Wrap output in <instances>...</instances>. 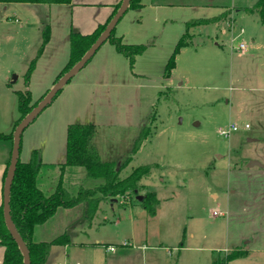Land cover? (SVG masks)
<instances>
[{
	"label": "rangeland",
	"instance_id": "374dc122",
	"mask_svg": "<svg viewBox=\"0 0 264 264\" xmlns=\"http://www.w3.org/2000/svg\"><path fill=\"white\" fill-rule=\"evenodd\" d=\"M142 1L122 16L115 36L122 34L126 43L155 38L154 45L137 56L131 69L129 58L105 41L58 93L83 86L77 115L55 114L48 105L25 128L21 159L27 160L30 146L41 151V158L46 146L59 148L68 120L96 123L101 148L122 177L141 164H152L139 195L156 190L161 203L160 215L152 220L136 194L127 202L102 203L90 224L96 228L95 237L114 235L119 244L111 245L114 248L124 246L121 242L135 246L162 242L156 249H142L139 264H212L215 259L221 264L226 253L244 248L249 256L230 264H264V177L249 176L245 167L258 151L264 152V25L243 10L257 0ZM226 8L230 10L222 20L187 29L188 19L217 15ZM21 9L8 10L10 17L4 18L0 12V128L6 132L13 116L20 114L16 91L30 90L39 98L44 87L51 86L52 60L60 58L54 51L61 43L55 41L44 58L45 69L40 66L33 83L25 81L24 70L36 56L49 18L42 16L45 21L40 23ZM241 28L244 32L238 36ZM186 32L189 44L180 49L176 67L165 77L166 64ZM242 38L248 51L235 48ZM9 67L14 69L7 73ZM92 67H104L106 73L90 75ZM231 122L239 128L225 138L218 130ZM142 130L148 137L132 154ZM98 182L90 179L86 185ZM238 183L244 189L233 195L230 186ZM44 192L50 194V188L44 187ZM247 196L249 210L231 212L233 201ZM134 219L137 237L131 239ZM91 242L101 249L96 264H105L103 245ZM62 253L55 251L46 264H62Z\"/></svg>",
	"mask_w": 264,
	"mask_h": 264
},
{
	"label": "trees",
	"instance_id": "16d2710c",
	"mask_svg": "<svg viewBox=\"0 0 264 264\" xmlns=\"http://www.w3.org/2000/svg\"><path fill=\"white\" fill-rule=\"evenodd\" d=\"M0 2L54 4L71 3L72 0H0ZM141 2L142 0H131L129 9L140 7ZM120 4L121 2L116 6L113 15ZM227 10L229 11L230 9L226 8L213 16L190 18L186 21V27L188 29L195 24H209L220 21L228 13ZM243 10L248 14L256 15L258 20L264 25V0H257L252 6H245ZM111 18L105 24L98 26L94 31L87 34L80 33L74 29L71 30L70 58L57 79L84 55L106 28ZM116 27L108 40L119 52L124 53L129 58L130 67L133 69L137 56L142 54L149 46L154 45L155 38L144 43H126L121 36H115ZM42 35V42L37 56L31 61L25 74L27 80L30 78L38 57L42 54L50 39L49 24L44 26ZM186 36L187 32L177 42L166 64L165 77L171 76L173 69L176 67V58L180 49L189 44ZM16 93L18 95L20 116L10 133L0 132V140L8 139L13 142V133L17 124L46 94L38 100H33L30 90H19ZM97 134L98 125L96 123L72 122L68 124L66 156L65 160L60 163V178L54 191L48 195L38 185V175L42 166L41 151L37 148L33 149L31 157L27 161H22L19 158L11 187L10 208L14 225L30 250L31 264H46L54 245H65L70 242L68 233H63L48 241L33 240L35 227L45 223L60 207L72 208L84 204L86 206L84 217L87 223H91L99 210H102V203L109 202L113 197H118L119 201L122 199L123 202H127L131 199L132 194L139 195L140 189L145 186V184H142V180L150 177L152 174L153 166L151 163H147L133 168L130 173L122 177L121 169L117 168L114 160L102 158L96 143ZM148 134L143 130L139 133L135 140L132 154L140 148L143 141L148 137ZM9 163L10 161L4 173V180ZM67 166H81L85 169L86 179H93L99 182L94 186H87L84 182L78 183L77 186H66L63 181V170ZM142 205L150 216H154L160 205L157 192L149 190L143 196ZM0 243L5 247L3 264H24L23 254L5 223L3 203L0 205ZM247 255L248 251L246 249H235L226 253L220 263L227 264L234 259L246 257ZM212 264H217V260H213Z\"/></svg>",
	"mask_w": 264,
	"mask_h": 264
},
{
	"label": "crops",
	"instance_id": "0c3cea01",
	"mask_svg": "<svg viewBox=\"0 0 264 264\" xmlns=\"http://www.w3.org/2000/svg\"><path fill=\"white\" fill-rule=\"evenodd\" d=\"M120 2H122V0H72L71 3H54V4L0 2V12H2L1 14L3 18L10 17V15L7 16L9 12L8 10H19L20 8H23L21 9L22 10L21 13H26L27 11V13H29L31 16L33 15L36 16L34 21L42 23L45 21V20L42 21V16L43 18H49L47 24H49L50 26V39L46 44L42 54L38 57L34 69L28 80L25 74L34 57L30 58L28 65L26 64L27 68L24 70L25 81L27 83H33V78L35 76V73L40 68V66L42 65V68L45 69L47 63L44 61L45 60L44 58L56 41L61 44H58L59 46L54 51V53H56V56L60 55V58H56L55 60H52V64H54V67L52 68L53 76L49 80L50 85L52 86L70 58L71 30L74 29L83 34H87L94 31L98 26L108 22V20L112 17L116 6ZM43 6H47V7H43ZM46 11L49 13H44ZM40 12H42L43 14H41ZM2 21L3 19H1V22ZM119 36H122V34H120ZM123 37L124 36H122V38ZM38 49L36 52V56L38 53ZM13 69L14 68L9 67L6 72L9 73ZM105 71L106 69L104 67L103 68L92 67L88 71V73L90 75H94V74L101 75L106 73ZM101 79H103V77L100 78V80ZM76 86L78 85L76 84L75 87H71V89H69V91L66 93L62 91L48 108H52L53 106V112L55 114H60L61 112L62 114L76 113L77 115L76 112V110H78L77 100H79V96L82 93L81 91L83 90L81 88L83 86L80 87L79 89H77ZM84 86L87 85L85 84ZM50 87L49 86L44 87L45 89L44 94L50 89ZM44 94H42L37 99L33 98V100L40 99ZM19 116L18 117L13 116V119L11 120L12 121L11 130L6 132V130L0 128V132L10 133L14 129L15 122L19 118ZM68 124H70L69 120L66 122L64 126L65 137L62 145H60L59 148L56 147L54 149L47 148L46 146L42 151V166L40 168V172L38 175V185L43 191H44V187L47 186L48 188H50V191L53 192L58 184L61 174L60 163L65 160V156H66ZM98 135L99 132L96 136V143L102 158L105 160H112L105 152L104 148L103 149L101 148L102 146L100 145V142L98 140ZM12 146H13L12 141L8 139L0 140V205L3 203L4 173L7 168L8 162L10 161L11 158ZM35 148L36 147L33 146H30V148H28V151L26 153V156L28 157L27 160L30 159L31 153ZM21 153H22V148L20 151V158H21ZM261 155L264 156V152L258 151V155L252 156L251 159H249V161L252 160L256 161L252 164H250L249 162L248 165L245 166L246 170L249 172V176L253 177L254 175L256 176L258 175L264 177V158L261 159L260 158ZM27 160H22V161H27ZM63 181L66 186H77L78 183L81 182L86 183L88 179H86L85 169L83 167L67 166L63 170ZM243 189L244 187L240 183H238L237 185L234 184L233 186H230V191L233 195L235 194L238 195ZM156 192L161 203V198L159 196L160 194L158 193V191ZM212 195L215 198L218 196V194L215 192H213ZM246 198L247 199L244 200L245 199L244 198L242 202H239V200L233 201L234 202V203L232 202L233 205H235V203H240V204L238 206L232 205L231 212H232V208L233 211H235L236 209L248 211L250 208L249 201L251 198L249 196H247ZM85 211H86V206L84 204L72 208L60 207L50 219H48L45 223L37 225L35 227L33 233L34 241H48L54 239L55 237L63 233L69 234L70 242L65 245L63 244L54 245L48 260L51 258V256H53L55 251L57 252L58 250V252H60L62 250L63 253L60 255V260L62 261V264H86V262L96 264L100 258L99 251L97 250H101V249L95 248V246L91 242L92 239H94V242L96 244L103 245V248L105 250L104 251L105 264H137V263L139 264L140 257H143L142 249L149 250L150 248L156 249L159 246H163L162 242H159V245L148 244L143 246L142 245L135 246L134 244L130 245L128 243L121 242L122 244L124 243V246H120L114 249H109V246L111 245H119L118 240L114 235L106 234V233L98 234V236L95 237L94 229L96 228H92V226H90L91 223L85 222L84 220ZM159 215H160V205L157 209V213L154 216H149V220H152L153 218L154 219L158 218ZM106 220H108V218H106L104 221L102 220L101 223L102 224L105 223ZM93 221L94 220H92V222ZM137 227H138L137 219H134L131 223V232H129L130 233L129 235L131 236H128V238L131 237V239H135L137 237V230H136ZM138 236H140V233L138 234ZM226 249L228 250V248ZM246 250L249 251V249ZM4 251H5V247L3 244L0 243V264H3ZM148 253L149 251L145 252V254ZM230 262L228 264H230Z\"/></svg>",
	"mask_w": 264,
	"mask_h": 264
},
{
	"label": "water",
	"instance_id": "95a60500",
	"mask_svg": "<svg viewBox=\"0 0 264 264\" xmlns=\"http://www.w3.org/2000/svg\"><path fill=\"white\" fill-rule=\"evenodd\" d=\"M130 1L131 0H122L119 8L107 24L106 28L96 39V41L68 71H66L55 81L53 86L46 92L42 99L21 119V121L17 124L14 130L11 158L3 186V212L7 228L15 239V241L17 242L23 254L24 264H31L30 250L25 240L14 225L10 208V193L12 183L15 177L16 168L20 158L22 134L25 128L42 112V110H44L48 105L52 103L54 98L63 89L65 84L68 83L72 79V77L76 75L88 63V61L93 57V55L100 48V46L108 40L112 31L115 29L122 16L129 9ZM254 162L256 161L252 160L250 161V164ZM137 199L143 200V195H137ZM110 202L112 204L114 202H119V198L113 197L110 199Z\"/></svg>",
	"mask_w": 264,
	"mask_h": 264
},
{
	"label": "built area",
	"instance_id": "2783aa9c",
	"mask_svg": "<svg viewBox=\"0 0 264 264\" xmlns=\"http://www.w3.org/2000/svg\"><path fill=\"white\" fill-rule=\"evenodd\" d=\"M244 32V28H241L240 29V33L238 34V36H241ZM237 36V37H238ZM235 48L238 50V51H248L249 50V45L247 44V42L245 41L244 38L241 39V41L235 45ZM245 127L248 128L249 127V124H245ZM239 126L236 122H231L229 125L225 126V127H220L219 128V133L224 136L225 138H229L231 136V134L238 130ZM219 212L217 211H214V214H218ZM109 249H114L113 246H109Z\"/></svg>",
	"mask_w": 264,
	"mask_h": 264
}]
</instances>
